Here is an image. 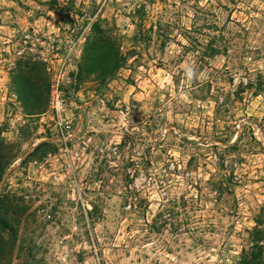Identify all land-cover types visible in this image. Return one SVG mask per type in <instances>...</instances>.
I'll return each mask as SVG.
<instances>
[{"label":"rangeland","instance_id":"rangeland-1","mask_svg":"<svg viewBox=\"0 0 264 264\" xmlns=\"http://www.w3.org/2000/svg\"><path fill=\"white\" fill-rule=\"evenodd\" d=\"M101 40L129 54L105 83L83 66ZM26 63L48 82L32 117ZM0 140L10 264H238L264 229V0H0Z\"/></svg>","mask_w":264,"mask_h":264},{"label":"trees","instance_id":"trees-1","mask_svg":"<svg viewBox=\"0 0 264 264\" xmlns=\"http://www.w3.org/2000/svg\"><path fill=\"white\" fill-rule=\"evenodd\" d=\"M128 57L129 54L125 57L119 56L111 42L101 40L91 43V47L87 49L83 66L87 72L99 73L101 82L105 83L126 62ZM25 67L28 72H20L14 80V85L19 101L26 111L25 114L32 117L46 111L47 97L45 94L48 90V82L45 78L37 79L40 69L34 63H26ZM82 70L83 67L80 66L79 71ZM256 90L261 91L260 88ZM256 92H254L255 96ZM12 148V144L0 140V182L3 175L17 159ZM52 150L54 151L53 141L41 142L22 163L24 164L30 159L41 160ZM0 197V264H10L11 251H9V247L11 242L4 238V234L7 233L11 241L16 239V230L12 225L13 217L16 218L24 210H17L14 200L7 199L5 195L2 197L0 194ZM261 227V221L256 220L255 227L251 232L252 245L247 251L241 252L238 264H264V229Z\"/></svg>","mask_w":264,"mask_h":264},{"label":"built area","instance_id":"built-area-1","mask_svg":"<svg viewBox=\"0 0 264 264\" xmlns=\"http://www.w3.org/2000/svg\"><path fill=\"white\" fill-rule=\"evenodd\" d=\"M65 79L70 81L68 77L65 76L64 64L59 67L55 72L52 80V85L50 88L49 99H48V110L53 117L54 124L61 127L63 123L69 127L65 115L66 102L62 90V85L64 84ZM55 125V126H56Z\"/></svg>","mask_w":264,"mask_h":264},{"label":"water","instance_id":"water-1","mask_svg":"<svg viewBox=\"0 0 264 264\" xmlns=\"http://www.w3.org/2000/svg\"><path fill=\"white\" fill-rule=\"evenodd\" d=\"M4 177H5V175L3 176V178H4ZM3 178H2V179H3Z\"/></svg>","mask_w":264,"mask_h":264}]
</instances>
